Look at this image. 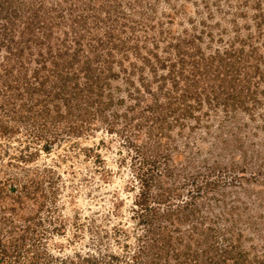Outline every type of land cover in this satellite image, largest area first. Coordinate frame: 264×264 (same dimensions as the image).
Returning <instances> with one entry per match:
<instances>
[{
	"label": "rangeland",
	"instance_id": "1",
	"mask_svg": "<svg viewBox=\"0 0 264 264\" xmlns=\"http://www.w3.org/2000/svg\"><path fill=\"white\" fill-rule=\"evenodd\" d=\"M46 1L42 10L57 9L49 15L51 41L40 48L21 36L28 45L23 55L9 56L5 45L0 49V235L19 248L20 254L10 249L14 259L20 256L15 264H165L163 240H155L159 231L149 228L167 226L173 241L190 234L192 221H180L179 227L158 216L192 199L208 174L217 185L193 197L196 217L210 227L207 235L221 245L228 238L233 254L249 249L251 258L262 255L264 81L252 82L244 105L235 91L220 95L215 81H180L193 96L169 108L164 91L174 89L172 82L161 89L153 67L142 66L150 50L170 62L180 51L170 43L192 34L203 36L206 56L223 50L229 39L246 51L258 45L264 54V25H257L264 0ZM54 61L74 76L71 81L61 80ZM259 63L264 69V60ZM39 67L46 81H35ZM185 69L189 73L194 65ZM208 94L219 98L210 105ZM198 95L203 106L188 111ZM154 104L160 108L152 112ZM156 152L150 194L157 198L151 203L157 214H152L137 204L146 184L137 169ZM149 243L163 253L150 254Z\"/></svg>",
	"mask_w": 264,
	"mask_h": 264
},
{
	"label": "trees",
	"instance_id": "2",
	"mask_svg": "<svg viewBox=\"0 0 264 264\" xmlns=\"http://www.w3.org/2000/svg\"><path fill=\"white\" fill-rule=\"evenodd\" d=\"M40 2L41 3H39L38 0H0V49H2V47L5 45L9 56H11L12 53L23 55L24 52H26L28 45H25L21 42V36H29L26 40L28 44L31 45L32 41L34 40L35 45L39 46L40 48L46 44L48 40L51 41L53 30L48 29L51 28L53 23H49V15H51L50 12L56 9V7L52 8V10H50L51 8L42 10V7H45L47 1L41 0ZM258 7H261L260 2ZM27 12L29 14L27 19L24 21H19V17ZM259 17L261 19L258 21L257 25L262 27L264 25V12L259 13ZM203 22H205V20H203ZM43 26L46 28L40 35L38 33L40 31L39 27ZM235 26H238L237 19H235ZM247 26L251 25L248 24ZM240 28L243 29V27ZM212 29L213 26H210L209 32H211ZM223 33H225L224 30ZM17 35H19L18 38ZM109 35L110 37L113 36L112 33H109ZM188 36L189 35L180 37V42L176 44L173 42L170 43V45H175L180 48V51L173 54V56H170V62H167V59H162L156 52H153L152 50L149 51L147 56H143L145 60V64L142 66L143 69H146V65H151L153 67V70L155 71L153 80L162 81L163 86L161 89L167 87L169 81L172 82L174 89L167 88V90L164 91V97L169 108L175 106L173 104L175 100H178V102H180V100L187 102L188 98L193 96V91L190 89V87H187L185 90H183V87H186L187 84H180V81H215L214 86L220 88V92H218L220 95L227 91L231 96V94L233 95L231 91H235V99L238 100L240 104L244 105L246 101L244 99V94L247 96L251 94L252 82L256 81L255 83L258 84L260 81H264V69L261 66L262 62L259 63L261 60H264V54H261L260 51H257V49L259 50L260 46H255L252 44V47L246 51L244 46L238 45L235 43V41H231V39H229V42L225 45L223 50L219 49L220 47H217L215 52H211L208 56H206L205 51H203L201 47V39L203 36L196 34L190 35L192 37ZM219 39L223 40V35H220ZM247 44L249 43L247 42ZM190 47L192 49H190ZM61 51H63V49L58 50L57 54H61ZM152 54L156 56V61L151 59ZM258 55H260V57H258ZM45 60H47V58H45ZM244 61H246V66H241L240 64ZM54 62L56 63V61ZM188 63L194 65V69L190 70L189 73H184L187 70L185 68ZM59 65V63H56L55 67H57L58 73L61 75V80L71 81L70 77L74 76H68V74H65L63 70H60ZM153 65L158 67L155 68ZM203 67L204 71L201 70ZM166 68L167 73L164 74L162 71L158 74L159 69L165 70ZM84 69L87 72L92 70L90 65L84 66ZM41 70L42 68H37L36 74L34 75L36 78L35 81H46L43 80L45 78H43L40 74ZM8 72L11 74L12 69H8ZM25 77L26 76L23 78L17 77L16 81H20ZM96 79L99 80L100 77L97 76ZM142 80L145 81V78H142ZM148 86H151V84H148ZM88 88H93V86H88ZM84 89H87V87ZM64 90L65 88L61 87L59 92ZM179 91L182 93L179 95V97H177L176 94H178ZM204 91L207 90L204 89ZM214 91L216 92L215 89ZM261 92L264 93V90ZM199 96L201 95L197 96V103L187 104L188 111L191 112L193 108L199 109L203 106V98ZM230 96H225L224 99L229 100L234 98ZM216 98L218 99L219 97L210 96L208 94L206 100L210 105H212L214 99ZM219 103L220 102H216L215 104L218 105ZM158 108L160 107L156 106L155 104L149 106V109L152 112ZM176 108L177 107H175L174 110ZM245 109L248 110L249 107L247 106ZM171 110L172 109H169V111ZM184 115H186L185 112ZM63 117L64 116H61V118ZM69 128L70 126L64 128L63 131H69ZM73 128H75V126H73ZM46 141V148H48L51 141L50 139H46ZM136 149L137 154H141L139 147ZM158 154L159 152H156L154 157L151 156L148 160L146 158L141 160L142 164H140L137 169L138 176L146 182L145 188L139 193L137 204L141 206L140 210L147 209L151 211L152 214H157L155 205L151 204L152 202H155L157 198L152 197L150 194V179L155 176L153 172L154 168L159 166ZM172 169L175 170L174 167H172ZM233 169L235 171V167H233ZM168 170H170L169 166L167 167V171ZM241 172V176H243L244 171ZM148 173H150L148 175L149 177H146ZM239 175L240 174L237 171L234 174V177L237 178ZM212 176L213 175L208 174V176L202 179L201 183L197 185V189H195L196 191L192 190V199L186 201L183 205H179V207L176 209H172L170 205H168L171 209H168V211H165L164 213H159L160 215L158 218H161V222H163L162 218L174 221L173 226L180 227L181 225L178 224L180 221H184V223L192 221L193 224L189 226V228L192 230L190 234L179 235L178 241H173V231L167 228V226L161 227V225H159V227H157L152 225L151 228H149V231L152 233L159 231V235L154 234V236L155 240L161 238V240H163V243H160V245L162 244L164 254L167 255L165 264H172V262H174L173 264H264V252L261 253L262 255H255L254 258L250 257L251 250L249 249H246L247 251L245 250L246 255L241 253V250H235L238 252L233 254L232 252L235 245L231 242L229 243L228 238H226L228 242H226L225 245H221L218 243V241L213 240L211 238V236H213L212 234L207 235L210 232V227L204 228V225L206 224L201 215L196 217V207L194 206L193 197L199 194L201 190L209 193L212 188L217 185V181L213 180L214 178ZM12 195L18 199L21 198L19 192H12ZM173 217L176 218L174 219ZM201 237H204V239H201ZM214 238L217 237L215 236ZM164 244H166V246ZM149 245H151L150 249H152L148 250L150 254H156L158 256L159 254L163 253V251L159 250L160 248H155L156 243H149L148 246ZM11 248L20 254L19 248H17V246L12 247V245H8L3 241L0 235V264H15L18 261L16 259L20 260V256H17L15 259L12 257L13 253L10 251ZM169 251H172L171 254Z\"/></svg>",
	"mask_w": 264,
	"mask_h": 264
}]
</instances>
